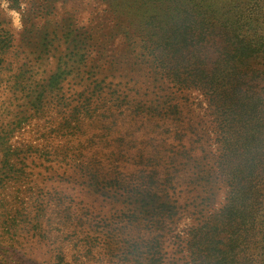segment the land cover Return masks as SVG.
<instances>
[{"label": "rangeland", "instance_id": "obj_1", "mask_svg": "<svg viewBox=\"0 0 264 264\" xmlns=\"http://www.w3.org/2000/svg\"><path fill=\"white\" fill-rule=\"evenodd\" d=\"M165 3L0 0V264H120L107 242L139 230L121 187L105 184L136 176L134 160L152 155L143 147L163 152L160 177L172 181L160 194L180 211L164 264L182 262L184 230L203 206L226 201L204 95L179 92L180 117L149 109L165 110L173 90L144 64L150 47L166 52L160 36L148 39L165 28Z\"/></svg>", "mask_w": 264, "mask_h": 264}, {"label": "trees", "instance_id": "obj_2", "mask_svg": "<svg viewBox=\"0 0 264 264\" xmlns=\"http://www.w3.org/2000/svg\"><path fill=\"white\" fill-rule=\"evenodd\" d=\"M199 1L192 8L185 0H166L160 21L165 28L148 36H160L164 42L157 45L166 52L150 47L142 56L148 72L174 90L161 107L167 110L155 106L151 112L180 117L181 105L173 100L196 90L217 128L216 172L225 182L226 201L215 209L205 204L184 230L180 251L186 256L180 264H264V0ZM135 105L141 113V102ZM145 150L152 155L140 153L134 160L136 176L117 172L115 182L105 184L121 187L129 204L125 220L139 230L126 233L125 227L107 242L120 264H164L165 240L180 213L177 198L165 201L160 194L172 181L160 177L163 152L140 148Z\"/></svg>", "mask_w": 264, "mask_h": 264}]
</instances>
